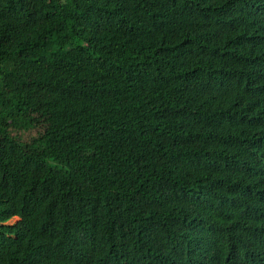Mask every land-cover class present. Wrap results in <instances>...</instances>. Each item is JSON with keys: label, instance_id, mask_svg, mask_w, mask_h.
<instances>
[{"label": "trees", "instance_id": "trees-1", "mask_svg": "<svg viewBox=\"0 0 264 264\" xmlns=\"http://www.w3.org/2000/svg\"><path fill=\"white\" fill-rule=\"evenodd\" d=\"M0 264H264V0H0Z\"/></svg>", "mask_w": 264, "mask_h": 264}, {"label": "rangeland", "instance_id": "rangeland-1", "mask_svg": "<svg viewBox=\"0 0 264 264\" xmlns=\"http://www.w3.org/2000/svg\"><path fill=\"white\" fill-rule=\"evenodd\" d=\"M19 221V219L18 218H14L13 220H11L10 222H9V224H15V223H17Z\"/></svg>", "mask_w": 264, "mask_h": 264}]
</instances>
